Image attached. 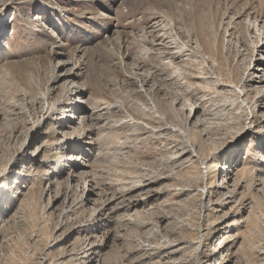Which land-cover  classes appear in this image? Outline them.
Returning <instances> with one entry per match:
<instances>
[{
	"label": "rangeland",
	"instance_id": "obj_1",
	"mask_svg": "<svg viewBox=\"0 0 264 264\" xmlns=\"http://www.w3.org/2000/svg\"><path fill=\"white\" fill-rule=\"evenodd\" d=\"M13 6L14 25L6 24L13 10L0 15V264H264V91L246 70L261 40L254 21L264 24V0ZM109 30L125 39L130 63L154 77L149 92L135 90L121 54L104 44ZM55 52L79 63L95 114L94 124L70 133L56 131L61 112L40 119L36 104L55 73ZM196 103L197 123L189 112ZM39 120L44 134L33 141ZM90 132L86 168L68 179L72 152ZM42 140V162L6 192L7 179L23 171L19 164L10 172L12 164ZM60 140L76 144L66 159ZM226 174L231 191L221 186ZM83 183L96 193L92 210L81 200ZM49 187L50 197L61 196L53 206ZM225 225L231 239L213 257L227 240L212 231Z\"/></svg>",
	"mask_w": 264,
	"mask_h": 264
},
{
	"label": "bare ground",
	"instance_id": "obj_2",
	"mask_svg": "<svg viewBox=\"0 0 264 264\" xmlns=\"http://www.w3.org/2000/svg\"><path fill=\"white\" fill-rule=\"evenodd\" d=\"M13 5H14V0H0V15L5 14L10 9L13 10L10 18L7 19V23L6 24L8 26L14 25V23H15V17L16 16H14V15L16 13V10H15V8H14ZM33 13L35 14V16H34L35 20L38 19V17H37L38 16L37 10H34ZM2 22H4L3 16H2ZM262 22H263V20L262 21L261 20L260 21H257V20L254 21L255 26H256L255 29H257L256 31L258 32L257 35L259 37H261V40L257 43V45H256V47L254 48V51H253V56L254 55H257L258 57L257 58H254L252 56V58L250 60V63H249V66L247 67L249 70L248 69H246V70L249 72V73L247 72L249 74L248 81L251 82V84L254 86V88H259L262 91H264V28H263V25L264 24L262 25ZM160 29H161V27H160ZM107 33H108V35L104 39V44H106V45H108L110 47L115 48L118 51V53L121 54V56H122V58L124 60V68H125L126 72L129 73L130 75H132L134 77V81H132V82H136V84H137V86L135 87V90L138 91V93L142 94L143 92H140L139 91L140 89L138 88V86L141 85L140 87H146V88H148V92H149L150 91L149 85H150L151 82H153L154 77L145 71V69H146V68H144L145 65L144 66H140V65H136L137 63L135 65H133L132 63H130L129 55H127L128 52H126L127 51V48H126L127 46H126L125 39L118 38L117 35L115 36V34L113 33L112 30H109ZM1 34L2 35L6 34V27H3ZM153 35H155V34H153ZM172 41H175V37L174 36H172ZM159 45H161V44H159ZM166 49H168V48H166ZM53 55L56 56V59H55L56 60V63H55V66H54L55 73L53 74V76H52V78H51V80H50V82L48 84L49 86H48V88L45 91L44 98L41 99L40 102H36L37 109H38V113H40V116H41L40 119H42L46 115L49 117L50 115L54 116V115H56V114H58V113L61 112V118H59L58 121L56 122V126H57L56 127V131H58V130H61V132L62 131L63 132H68L69 131L68 133H70V131L75 130L76 128H80L81 126H83L82 124L85 123V122L87 124H89V126H91V124H94L92 122H94L95 120L92 121V117H93V115L95 116V114H94V110H93V108L91 106V103L92 102L90 103V92L88 91V86L84 82H82L81 79H80V77H79V75H80L78 73V71H79L78 70L79 69L78 68V66H79L78 64L79 63L78 62H77L78 64L77 63H74V62H72L71 60H69L67 58H66L67 59L66 60L64 57H62L61 55H59L57 52H55ZM146 70H148V69H146ZM62 90H65L64 91L65 92V95L64 96L62 95ZM142 90H144V89L142 88ZM53 96L54 97H57V99H58V100L56 99L57 102L55 104H51V102H50V99ZM38 99L40 100V98H38ZM261 100H264V96L261 97ZM200 109H201V106L199 105V103H196L195 105H192V107L189 108L190 116L192 115V117H196V119L194 120L196 123L198 122L197 120H199L198 119L199 118L198 117L199 114H201L200 113ZM1 111L2 110H0V129L3 127V124H4L3 121H2V113L3 112L1 113ZM47 116H46V118H48ZM93 119H98V118H93ZM41 122L42 121L39 120V121H37L34 124V126L36 127V129H35L34 134H33V137H32V140L33 141L34 140H39L42 137V135L44 134L42 132V130L40 129L41 128V126H40ZM50 123H51V121H50ZM38 130H39V134H38ZM90 136H91V132L89 134L88 133L84 134L82 136V139L80 140L81 142H80L79 150H77V151L74 150L73 152H72V150L75 149L76 144H75V147H74L72 145H69L70 144V141H66V140H62L61 141L60 140L62 142L61 146L64 148L63 149L64 150L63 151V159H66V157L64 158V154L66 152H70L71 151L72 152V156L70 158L75 157L74 159L76 161L75 164H71L73 166L70 169V174L68 175V177H69L68 179L73 180V178H74L77 170H85L86 165L84 164V157H86L87 155L84 154V152H82V151H89V148L91 149L92 143L90 141V138H91ZM57 145L59 146L58 143H57ZM45 146H46L45 145V140H42V142L38 146H36L33 151H31V152H25V154H22L20 156V158L17 159L12 164L11 171L10 172H15L17 170V167H18L19 164L22 165V170L23 171L21 173H19L18 170H17L16 171L17 173H14L15 174V177H13L11 180H8L7 179V183L5 184V186L3 185L4 188H5V190H6V192H12L11 190H12L13 186L15 184H18V180L26 178V173H27L26 170L28 168V165L33 166L35 164H40L42 162V155H43L42 152H43ZM187 147H189V146H187ZM186 154H187L186 151L181 152L180 153V157H183ZM229 172H231V171H229ZM227 176H228V174H226L225 177H223V179L221 180V186H222L223 189H225L227 191H231V190H229L230 189L229 188L230 187L229 186V180H231L232 178L230 176L229 177H227ZM0 180H4V177H0ZM2 183H4V182H2ZM26 183H27V181H26ZM0 184H1V182H0ZM83 184L84 185H83V192H82V195H81V200L84 203H86L87 206L92 201L93 202V206L92 207L88 206V209L89 210H92L93 207H94V205H95V203L97 202V200L94 198L96 196V193L92 189L87 188V186L85 185V183H83ZM149 184H150L149 182L147 184L146 183L145 184H142L141 183V185H139L140 186V189H144L145 187H148ZM221 186H219V187H221ZM74 188L75 189H78V186L75 185ZM68 189H70V186H69ZM46 190H47V193H48V198L51 199L52 202H53L52 206L54 205V203H58L59 200H60V198H61V196H59V194H55L53 197H50V195H51L50 187H49V189H46ZM148 190H149V188H148ZM137 194L134 195V196H136V197L139 198L140 195L138 196ZM147 194H148V192H147ZM136 197L134 198V200H137ZM226 197H228V196H226ZM230 197H233V194H232V196L230 195ZM132 200H133V198H132ZM134 205H135V203H134ZM98 211L101 214H103V212L101 210H98ZM227 228H229L228 225H225L224 227H221V228L218 227V228L214 229V231H212L213 238H215V240H218V237H215V235L218 234L219 232H222L221 233V236H219V238H221L223 240L224 239H226V240L229 239L231 237V235L228 234L229 233V230H227L226 232L224 231ZM95 241H96V239H95ZM228 243H229V240H227L226 243L224 242V244H218V246H217V248H216V250H215V252L213 254V257L217 256L218 254H221V256H222L224 250H226L225 247H226V245H228ZM95 245L93 246V245L90 244V249L87 252L88 253V259H89V261L91 263L94 262V257L98 254L95 251ZM169 250L170 251H173L174 250L173 252H175V250L177 251V249L174 248V246H170ZM168 256H170V255H168ZM229 262H230V260L227 263H229ZM227 263L224 262V263H221V264H227ZM130 264H135V263H130ZM140 264H142V263H140Z\"/></svg>",
	"mask_w": 264,
	"mask_h": 264
}]
</instances>
